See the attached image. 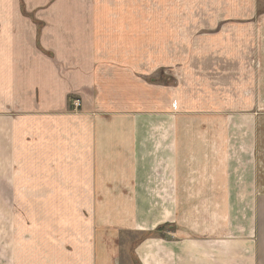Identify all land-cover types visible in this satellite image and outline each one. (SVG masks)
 Wrapping results in <instances>:
<instances>
[{"label": "crops", "instance_id": "1", "mask_svg": "<svg viewBox=\"0 0 264 264\" xmlns=\"http://www.w3.org/2000/svg\"><path fill=\"white\" fill-rule=\"evenodd\" d=\"M69 3L0 0V264H121V232L157 226L167 238L137 247L142 264H264V129L91 108L96 49L80 37L96 13Z\"/></svg>", "mask_w": 264, "mask_h": 264}, {"label": "rangeland", "instance_id": "2", "mask_svg": "<svg viewBox=\"0 0 264 264\" xmlns=\"http://www.w3.org/2000/svg\"><path fill=\"white\" fill-rule=\"evenodd\" d=\"M70 2L73 11L96 13L89 21L96 35L80 37L85 39L81 43H93L96 49L92 65L100 83L88 99L91 108H167L180 115L193 110L209 114L213 124L223 120L231 127L252 117L264 129V0ZM30 7L22 1L23 12ZM32 23L38 27L39 50L57 60L56 52L41 46L44 22L32 18ZM68 103L76 113L85 105L78 94ZM215 117L219 118L215 121ZM261 147L264 172V132ZM229 157L233 159L232 145ZM165 229H124L121 264L141 263L135 255L137 247L147 241L157 246L159 238H167Z\"/></svg>", "mask_w": 264, "mask_h": 264}]
</instances>
